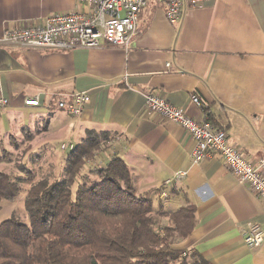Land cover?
<instances>
[{"label":"crops","instance_id":"1","mask_svg":"<svg viewBox=\"0 0 264 264\" xmlns=\"http://www.w3.org/2000/svg\"><path fill=\"white\" fill-rule=\"evenodd\" d=\"M85 10L76 0H0V37ZM80 92L89 101L79 116L51 100ZM148 94L208 121L257 162L264 154V0H206L177 24L148 0L127 47L100 40L95 48L52 51L0 43V96L9 102L0 111V142L14 125L31 134L33 155L57 145L70 153L88 137L101 140L82 179L118 158L137 193L161 190L154 201L163 211L193 208L195 227L173 249L196 251L209 264H264V242L257 249L242 242L248 223L264 229V200L238 184L218 155L194 164L187 132L145 111ZM30 99L38 106H25Z\"/></svg>","mask_w":264,"mask_h":264},{"label":"trees","instance_id":"2","mask_svg":"<svg viewBox=\"0 0 264 264\" xmlns=\"http://www.w3.org/2000/svg\"><path fill=\"white\" fill-rule=\"evenodd\" d=\"M98 148L97 139L86 138L69 153L62 182L41 179L28 189V223H0V264H209L196 251L172 248L194 229L193 208L155 207L161 190L136 193L121 159L97 169L94 183L80 177L73 187L83 159ZM18 194L19 185L0 173V201Z\"/></svg>","mask_w":264,"mask_h":264},{"label":"built area","instance_id":"3","mask_svg":"<svg viewBox=\"0 0 264 264\" xmlns=\"http://www.w3.org/2000/svg\"><path fill=\"white\" fill-rule=\"evenodd\" d=\"M148 0H76L85 11L48 16L38 25L5 31L0 43L14 44L28 49L71 51L76 48H95L100 40L113 46L127 47L136 34L137 16ZM206 0H155L163 6L167 21L177 24L184 13ZM168 66V65H167ZM59 111L79 116L88 103L89 96L80 92L66 98H51ZM191 102L200 106L195 96ZM9 102L0 96V111ZM25 106H38V100H25ZM144 109L163 121L180 126L193 141L191 161L196 164L218 155L237 183L247 187L264 200V154L255 163L229 146L222 130L215 129L208 121H194L182 110L172 106L158 95L148 94ZM182 175V174H180ZM242 242L250 249L259 248L264 242V229L257 223H248L242 232Z\"/></svg>","mask_w":264,"mask_h":264},{"label":"rangeland","instance_id":"4","mask_svg":"<svg viewBox=\"0 0 264 264\" xmlns=\"http://www.w3.org/2000/svg\"><path fill=\"white\" fill-rule=\"evenodd\" d=\"M8 136L12 139L8 140ZM31 137L28 132L21 133L15 125L6 134L1 135L0 147L3 148V151L0 152V173L9 176L19 185V194L12 201H0V223L14 217L21 223L27 224L28 217L24 210V200L28 189L41 179H47L50 182H62L65 178L66 162H64V158L69 153V148L67 147L64 151H60L57 145L47 150L37 149L35 150L36 155H33L31 153L32 147L29 143ZM61 148L63 149L64 145H61ZM47 152H51V154ZM54 153L56 154L55 156H53ZM60 156L61 158H59ZM83 162V169L87 165L90 168L93 166L92 157L83 159ZM83 169L79 178L75 181L74 188L81 183L80 177L85 176L83 175L85 169ZM95 172H97V169H94L91 174L88 173L87 177L83 178V181L89 183L97 181ZM153 204L158 207L157 202L153 201ZM164 220L166 221L163 222L169 224V220ZM157 224L161 226L159 218H157Z\"/></svg>","mask_w":264,"mask_h":264}]
</instances>
